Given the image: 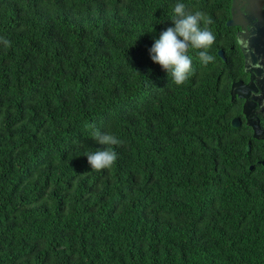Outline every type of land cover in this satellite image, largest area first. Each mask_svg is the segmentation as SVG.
I'll list each match as a JSON object with an SVG mask.
<instances>
[{
	"label": "trees",
	"instance_id": "trees-1",
	"mask_svg": "<svg viewBox=\"0 0 264 264\" xmlns=\"http://www.w3.org/2000/svg\"><path fill=\"white\" fill-rule=\"evenodd\" d=\"M176 2L0 0V264H264L230 1L181 0L216 37L182 86L149 55ZM94 129L124 141L110 170Z\"/></svg>",
	"mask_w": 264,
	"mask_h": 264
},
{
	"label": "clouds",
	"instance_id": "clouds-1",
	"mask_svg": "<svg viewBox=\"0 0 264 264\" xmlns=\"http://www.w3.org/2000/svg\"><path fill=\"white\" fill-rule=\"evenodd\" d=\"M171 20L174 26L168 27L154 40L149 55L151 60L171 77L172 83L182 86L195 71L189 52L197 50L200 64L207 66L214 60L209 50L216 37L209 28L211 19L203 11L190 10L181 0H177L172 6ZM0 43L5 48L10 46V41L6 38L0 37ZM91 138L104 146L85 154L92 171L110 170L118 158L113 146H122L124 141L99 129H94Z\"/></svg>",
	"mask_w": 264,
	"mask_h": 264
},
{
	"label": "flooded vegetation",
	"instance_id": "flooded-vegetation-1",
	"mask_svg": "<svg viewBox=\"0 0 264 264\" xmlns=\"http://www.w3.org/2000/svg\"><path fill=\"white\" fill-rule=\"evenodd\" d=\"M229 1L230 19L233 16L232 31L242 55L244 72V76L230 86L229 95L232 85L236 84L234 99L231 101L235 114L231 122L236 120L238 128H247L251 142L253 140L255 142L252 145L253 154H262L264 151V0ZM241 46L246 55L242 53ZM247 146L250 149V144ZM256 164L264 167V160H258Z\"/></svg>",
	"mask_w": 264,
	"mask_h": 264
},
{
	"label": "water",
	"instance_id": "water-1",
	"mask_svg": "<svg viewBox=\"0 0 264 264\" xmlns=\"http://www.w3.org/2000/svg\"><path fill=\"white\" fill-rule=\"evenodd\" d=\"M233 7V6H232ZM227 25L228 26H233V16H232V19L230 20V21H228L227 22ZM241 51H242V53L244 54V55H246L245 54V52H244V48L241 46ZM223 53L220 51L219 52V56L220 57H222L223 58V55H222ZM236 84H233L232 85V88H231V93H230V95H231V101L234 99V94H235V88H236V86H235ZM231 124H232V126L233 127H237V125H238V123L236 122V120H233L232 122H231ZM249 149V147L247 146V150ZM252 169V167H250V170Z\"/></svg>",
	"mask_w": 264,
	"mask_h": 264
}]
</instances>
